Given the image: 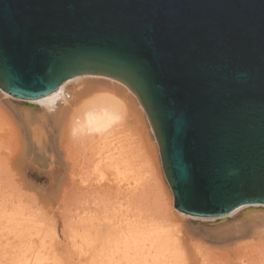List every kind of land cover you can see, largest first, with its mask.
I'll list each match as a JSON object with an SVG mask.
<instances>
[{"label": "water", "instance_id": "1", "mask_svg": "<svg viewBox=\"0 0 264 264\" xmlns=\"http://www.w3.org/2000/svg\"><path fill=\"white\" fill-rule=\"evenodd\" d=\"M81 75L143 107L181 212L264 204V0H0V88Z\"/></svg>", "mask_w": 264, "mask_h": 264}, {"label": "rangeland", "instance_id": "2", "mask_svg": "<svg viewBox=\"0 0 264 264\" xmlns=\"http://www.w3.org/2000/svg\"><path fill=\"white\" fill-rule=\"evenodd\" d=\"M96 76L76 77L66 86L72 94L92 79L122 87L133 120L103 133L62 136L49 119L54 109L32 103L38 108L22 111L30 102L0 88V264H93L88 244L95 228L109 234L118 222L177 215L194 236L192 247L199 245L194 264H264V204L207 219L178 211L143 107L123 83Z\"/></svg>", "mask_w": 264, "mask_h": 264}, {"label": "bare ground", "instance_id": "3", "mask_svg": "<svg viewBox=\"0 0 264 264\" xmlns=\"http://www.w3.org/2000/svg\"><path fill=\"white\" fill-rule=\"evenodd\" d=\"M82 76L84 78L85 76L93 75H81L78 77L82 78ZM108 79L114 80L112 78ZM66 82L57 91L43 98L23 99L30 103H28V107H25L26 104L22 106L21 110L29 108L32 111L34 108H38L32 103L47 105L54 109L53 115L49 116V119L56 122L55 128L60 133L65 131L66 135H68L70 132L74 136L86 130L100 133L107 132L117 126L118 123L124 125L123 123L126 124L130 118L133 120L135 116L132 113L133 106L131 107V102L127 101L128 93L122 87L120 88L118 85L107 81L92 79L83 82L82 89L80 88L78 92L74 91L72 94L71 90L66 86ZM55 106L57 108H54ZM138 119L141 120L140 118ZM36 129L37 132L35 134L41 138V129ZM63 134L65 133H62V136ZM148 138L144 139L148 141ZM150 142L149 146L146 145L149 147L152 156L156 157L158 156L156 145ZM198 218L207 219V217ZM178 220L183 222L175 225ZM184 221L177 215L173 217L161 216L157 221H149L147 223L135 221L122 225L121 222H118L111 225L109 234H103L99 227L95 228V235L92 238L93 242L88 244L93 264H99L101 257L107 258L106 264H194V261L198 260L195 253L199 252V245L197 244L198 247L195 246L196 248L192 247L191 241L194 236L189 233ZM90 238V234L87 233L86 241L89 242Z\"/></svg>", "mask_w": 264, "mask_h": 264}]
</instances>
